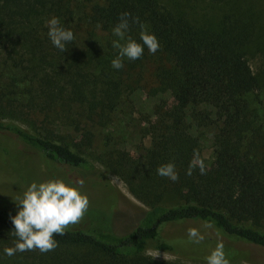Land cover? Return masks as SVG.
I'll use <instances>...</instances> for the list:
<instances>
[{
    "label": "trees",
    "instance_id": "1",
    "mask_svg": "<svg viewBox=\"0 0 264 264\" xmlns=\"http://www.w3.org/2000/svg\"><path fill=\"white\" fill-rule=\"evenodd\" d=\"M194 1L0 0V132L49 161L98 171L83 156L92 150L148 206L122 235L107 210L88 207L63 236L54 234L53 250L8 257L3 249L15 241L10 216L17 208L0 199V264H185L155 259L145 254L149 248L205 261L216 242L204 236L191 243L187 230L195 221L264 247V67L256 71L250 63L263 47L262 27L243 0H200L202 13ZM124 12L139 21L130 22L126 35L139 42L143 24L159 48L125 58L115 70L111 39L98 35L112 34ZM53 16L74 33L64 52L47 37L45 21ZM142 89L156 97L169 93L175 102L153 105L140 131L150 146L132 157L121 146L124 136L114 133L116 115ZM60 120L80 124V139L52 129ZM200 129L211 130L213 168L201 175L193 167L186 175L194 157L203 161ZM97 137L104 146L99 152ZM168 162L178 174L174 182L156 174ZM223 244L230 262L240 256Z\"/></svg>",
    "mask_w": 264,
    "mask_h": 264
},
{
    "label": "rangeland",
    "instance_id": "2",
    "mask_svg": "<svg viewBox=\"0 0 264 264\" xmlns=\"http://www.w3.org/2000/svg\"><path fill=\"white\" fill-rule=\"evenodd\" d=\"M166 2L179 0H164ZM243 0L242 2L253 9L257 15V20L262 27L263 47L250 57V63L256 71L264 67V1L263 0ZM196 12H203L202 7L205 3L200 0L194 1ZM207 12V11H206ZM83 31V30H82ZM89 32L87 33V35ZM84 35V36H87ZM99 38L114 39L112 34H103L99 32ZM98 42L105 43V41ZM100 45V44H99ZM159 99H165L168 106L174 104V99L169 93L152 96L146 89L139 90L132 94L125 102L124 110L116 115L119 126H116L115 134L124 136V143L121 146L132 157H140L144 154L145 149L150 146V137H142L141 125L143 120L152 115L153 105ZM264 110V107H263ZM80 115V113H78ZM24 116V114H22ZM19 122L23 127L29 129L23 118ZM52 129L60 134H70L75 139H80L81 125L76 124L73 127L65 125L64 120L51 124ZM100 129V128H97ZM140 129V130H139ZM202 143V158L207 169L213 168V145L211 130L200 129ZM193 131V133H197ZM139 133V134H138ZM93 148L95 151L104 149L103 141L100 137L94 140ZM92 150L83 156L87 158L96 169L103 174L106 181L113 186L116 193L110 194V190L103 186L102 183L92 180L82 179V169L73 168L70 165L60 162H52L39 155L33 147L24 145L10 134L0 132V199H8L15 205L12 198H17L22 194L23 189L32 181H45L54 178H62L75 182H82V190L88 195L89 207L94 210H107L110 213L111 226L114 231L120 235L131 232L139 223L148 206L141 200L137 199L129 190L126 182L112 171L106 164L92 157ZM112 195V196H111ZM12 200V201H11ZM6 201V200H5ZM89 209V208H88ZM90 212V210H87ZM86 214V213H85ZM192 228L198 229L205 237L222 241L236 249L240 256H237L230 264H264V247L242 241L230 240L224 235L217 233L212 227L205 228L201 222H190ZM145 254L158 260L164 261H181L185 264H206L205 261L181 257L172 252L149 248Z\"/></svg>",
    "mask_w": 264,
    "mask_h": 264
},
{
    "label": "clouds",
    "instance_id": "3",
    "mask_svg": "<svg viewBox=\"0 0 264 264\" xmlns=\"http://www.w3.org/2000/svg\"><path fill=\"white\" fill-rule=\"evenodd\" d=\"M130 22L139 23L138 18L124 12L112 28L114 39L111 40V47L116 50V55L110 63L115 70L123 67L125 58L134 61L143 55L145 49L155 54L159 48L156 36L147 31L143 24H140L139 42L127 36ZM45 27L51 45L60 52H64L66 45L75 39L73 31L62 26L55 16L45 21ZM193 167H198L201 175L206 171L203 161L194 157L186 175L192 174ZM156 174L173 182L178 179L172 162L158 166ZM12 199L17 208L15 215L10 216L15 241L11 247L3 249V255L8 257L33 249H38L41 253L53 250L57 246L54 234L63 236L65 228L69 224L78 223L89 207V198L82 190V182L74 183L62 178L32 181L19 197ZM204 227L210 228L211 225L206 224ZM187 236L193 244L204 240V234L196 228H189ZM204 259L206 264H230L220 240Z\"/></svg>",
    "mask_w": 264,
    "mask_h": 264
},
{
    "label": "flooded vegetation",
    "instance_id": "4",
    "mask_svg": "<svg viewBox=\"0 0 264 264\" xmlns=\"http://www.w3.org/2000/svg\"><path fill=\"white\" fill-rule=\"evenodd\" d=\"M82 179L83 180H92L93 183H95L96 185L97 182H100L103 184V186H105L106 188H108L110 190V194H115L116 191L115 189H113V186H111L105 179V177L98 171H95L94 169L92 168H89V169H85L82 171ZM111 195V196H112Z\"/></svg>",
    "mask_w": 264,
    "mask_h": 264
}]
</instances>
